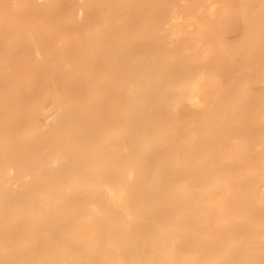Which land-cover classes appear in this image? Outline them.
Instances as JSON below:
<instances>
[{
  "label": "bare ground",
  "instance_id": "1",
  "mask_svg": "<svg viewBox=\"0 0 264 264\" xmlns=\"http://www.w3.org/2000/svg\"><path fill=\"white\" fill-rule=\"evenodd\" d=\"M0 264H264V0H0Z\"/></svg>",
  "mask_w": 264,
  "mask_h": 264
}]
</instances>
